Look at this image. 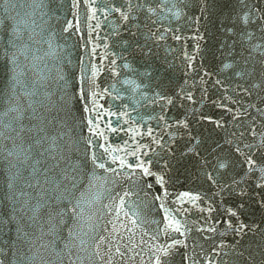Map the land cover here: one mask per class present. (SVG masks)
<instances>
[{"label":"water","instance_id":"95a60500","mask_svg":"<svg viewBox=\"0 0 264 264\" xmlns=\"http://www.w3.org/2000/svg\"><path fill=\"white\" fill-rule=\"evenodd\" d=\"M247 2L254 16L264 13V0ZM214 3L211 13L198 24L191 18L200 15V5L185 7L179 0H131L128 21L112 11H128L126 0H15V8L6 5L9 12H0L20 21L15 47L8 44L13 21L6 19L0 28V114L10 107L22 112L21 120L13 123L14 128H24L15 145L22 144L31 152L27 164L20 165L17 156H8L13 141L0 142L4 146L0 186L6 184L9 171L15 173L10 162L15 163L30 204L41 205L34 220L29 219L31 211L16 214V222L28 234L24 239L13 244L15 228L0 230V249L7 253L0 254L3 264L13 260L16 264H154V248L173 240H183L186 247L177 248L171 264H224L225 260L238 264L231 247L238 240L237 247L259 257L264 234L249 233L241 239L225 223L230 219L227 210L240 197L218 194L215 185L200 178L193 162L183 160L167 170V194L154 180L125 175L137 157L153 161V171H161L157 162L169 159L172 151L160 145H168L179 156L187 136H178L175 142L169 139L172 132L185 133L183 128L169 127L178 120L186 119L190 130L209 144L233 132L239 137L243 131L246 141H253L250 129H255L257 139L264 133V115L252 107L264 108V91L219 71L222 61L247 55L239 36L226 32L228 27L234 33L241 31L243 26L233 21L243 5L236 0ZM149 7L155 9L154 14H149ZM177 8L182 10L180 19L172 16ZM249 30L257 37L252 43L258 42L262 33L257 24H250ZM186 54L194 57L195 70L189 69ZM258 59L249 61L257 72ZM145 72H151L152 78L142 75ZM218 79L222 83H216ZM261 79L264 76L257 75L255 82ZM242 86L249 92L244 93ZM181 88L192 94L193 101L159 102L158 93L176 97ZM245 109L247 114L239 121L232 119L236 110ZM201 114L222 120L224 128L201 123ZM93 157L114 171L97 168ZM34 169L39 171L34 173ZM242 174L237 166L232 175L239 178ZM28 183L35 187L28 188ZM254 184L250 180L240 187L259 200ZM195 195L200 199L190 202L189 197ZM165 196L163 201L157 199ZM210 205L215 211L201 210ZM4 208L0 204V214ZM242 219L264 228V209L251 205ZM170 221L171 228L179 221L183 236L171 228L165 230ZM213 227L216 232L204 231ZM221 242L228 247H218ZM13 248L18 250L15 256L10 252ZM20 255L25 259L21 261Z\"/></svg>","mask_w":264,"mask_h":264},{"label":"snow or ice","instance_id":"6c2138e0","mask_svg":"<svg viewBox=\"0 0 264 264\" xmlns=\"http://www.w3.org/2000/svg\"><path fill=\"white\" fill-rule=\"evenodd\" d=\"M126 2L130 5L128 11H121L120 8H113L112 11L120 12L123 19L128 21L130 19V14L132 11L131 0H126ZM167 2V0H165ZM180 4L188 7L190 4L198 3L200 5L199 12L200 15L192 17L194 23H200L202 19L206 18L210 13L212 8L215 6L214 0H179ZM231 4V0H229ZM237 5H243L239 11L235 13V19L233 22L238 21L243 27L239 33H234L233 28L228 27L226 32L229 36L237 35L239 36V42L243 47L246 48L247 55L244 56L242 54L241 59L237 60L233 58L230 61H222L219 71L222 73H227L231 77L240 80L246 81L251 85V88L260 89L264 91V79H261L259 82H255L256 76H264V13L260 16H254V13L251 9H248L247 0H236ZM15 8V0H0V12L7 14L9 12V7ZM142 6V5H141ZM39 7V5H37ZM173 7H176L175 4ZM247 9V10H245ZM149 14H154V8H147ZM171 11V9H170ZM182 15V10L177 8L176 11L172 12V16L175 19H180ZM135 16H131V19H135ZM9 19L13 21V25L8 32L9 40L8 44L12 47H15V39L20 37V29L19 23L20 21H16L15 17H10L7 15L0 16V28H3L5 25V20ZM155 22V21H153ZM250 24H257L258 31L262 33V35L258 38V42L252 43L253 40H257L255 32L249 30ZM163 37H158V39H162ZM177 40L180 39L179 36L175 37ZM198 47V46H197ZM231 51H229L228 55H231ZM260 65L259 72L250 66V60H257ZM186 58L189 61L188 67L189 69H193L192 61L194 59L193 56H187ZM16 57L15 53L12 55V62L15 63ZM125 68H128L129 65L125 64ZM142 75H145L152 78L153 74L151 72H145ZM205 76L210 75L205 72ZM15 79V77H13ZM203 83H207V80H204L201 77ZM216 83H222L219 79ZM187 84V81H185ZM242 90L244 93L249 92V88L243 87ZM159 102L167 105H173L176 98L186 99L188 101H193V96L190 92L185 91V89L181 88L179 92L176 93V97L165 96L162 93H158ZM264 101V98H262ZM31 107V105H29ZM218 107L224 108V110L233 112L232 109L227 108L225 105H218ZM253 108H256L257 112L260 115H264V108H260L257 105H252ZM87 111V109H86ZM10 113H16V115L12 116L9 121L5 122L3 120L4 116H8ZM247 114V109L244 112H240L236 110L232 115V119L234 121H239L243 115ZM22 118V112L16 107H10L7 111L0 114V142L3 140H12L14 143V147L8 150V156H17L18 162L20 165L27 164V162L31 159V152L29 149L23 147V145L16 146L15 140L20 137V133L24 131V128L20 126L18 129L13 127V123H18ZM163 119V117H161ZM201 123H207L214 125L216 128H224V123L222 120H216L210 115L201 114L200 116ZM169 127H175L177 129L183 128L185 133L181 134L178 132H172L169 134V139L172 142H175L178 136L186 135L187 141L185 148L183 151L179 153L177 157L175 152L169 148L168 145H160V141L154 139V143L160 145L163 149L168 151H172V156L169 159H164L157 163L161 164V171H153L152 165L153 161L142 160L137 157V163L134 166H129L132 168L130 173H125L128 179H132L136 177V180H139L142 177L149 178V180H154L155 184L159 185L160 188L165 189V194H167V189L165 185L168 183L169 177L167 176V170H171L175 167L176 164L181 163L183 160H187L193 162L199 172L200 178L205 179L207 182L215 185L218 188V194L227 192L228 194H235L240 197L239 202L235 207L229 208L227 210V214L230 217L225 223L227 224V228L237 237L243 239L249 233L261 232L264 234V228H262L259 224L253 222V224L249 225L242 217L248 215V209L251 205H257L259 209H264V133L259 134V138L257 139V133L255 129L249 130V135L253 136V141H246L243 139L245 133L241 131L239 133V137H237L236 133L233 132L229 136L222 137L220 139L214 140L212 143H208L207 140L202 139L199 135L194 134L190 130V123L186 119L175 121L173 124L169 125ZM40 131H44L40 129ZM15 133V136H12L11 133ZM149 135H151V130H149ZM47 137H44L46 139ZM37 144L40 143V140L36 141ZM52 144L55 145V139L52 140ZM207 144V147L205 146ZM31 147V146H29ZM4 150V146L0 143V153ZM44 153L41 152L40 155ZM144 155L147 156L148 152H144ZM23 157L19 159V157ZM92 163L97 167L104 169L105 171H114L112 169L105 168L103 163H97L96 158H92ZM121 166L124 167L125 164L121 161ZM237 166H240L242 170V175L237 178V175H232L236 172ZM15 168V173L9 171V174L6 177V184L4 186H0V204H4L5 208L3 210V214H0V230L8 227H14L16 232V238L12 241L15 244L16 241L24 239L28 234L24 232L22 226H20L16 222V214L17 213H27L31 211L33 215L29 217V219H35L36 213L39 211L41 205H37L33 207L30 204L29 196L30 194L23 188L21 184V180L24 179L20 168L17 167V164L10 162V169ZM39 171L38 169H34L33 172ZM139 172V175H137ZM231 175V180L229 181L228 177ZM133 181V183L136 182ZM250 180H254L255 184L253 187V192L256 195H259L261 199L254 200L252 193L247 191L245 188L240 187L241 184H248ZM28 188L35 187L34 184L28 183ZM148 187L152 188L153 183L149 182ZM259 190V191H256ZM128 195V193H125ZM184 195H188L185 193ZM247 197V199H245ZM165 197H157L163 201ZM200 199V196H190L189 200L192 203H195ZM7 205H11L10 208ZM163 203L161 207H163ZM202 211H215L214 208L209 206L208 209H201ZM167 216V209H165ZM234 218V219H233ZM23 219V217H21ZM168 228H171V221L169 225L166 226V231ZM172 231L178 232L181 236L184 235V232L180 229L179 221L175 222V227L171 228ZM204 231H212L216 232V228H208L204 229ZM224 233H221L223 235ZM207 238V237H206ZM240 241L236 242V245H232L233 255L235 256L238 264H264V246H258L259 257L257 258L256 254L253 251L245 252L242 247H237ZM186 247L183 240H173L171 244L166 246L161 245L154 248V264H171V257L174 255L178 247ZM218 247H228V245H224L221 242ZM16 249H10V252L13 256L17 254ZM0 254L7 255L4 253L3 249H0ZM217 255H220L217 252ZM225 256L228 253L224 254ZM21 261L25 259L23 255L18 257ZM185 262L189 259V257L185 256ZM0 264H3V260L0 259ZM11 264H16V261H11ZM224 264H229L228 260L224 261Z\"/></svg>","mask_w":264,"mask_h":264}]
</instances>
